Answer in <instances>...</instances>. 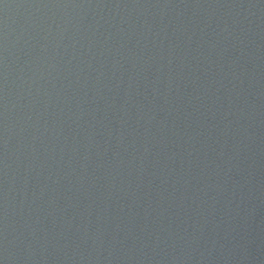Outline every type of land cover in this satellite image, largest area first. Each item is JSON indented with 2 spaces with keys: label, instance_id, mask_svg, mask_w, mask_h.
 Masks as SVG:
<instances>
[{
  "label": "water",
  "instance_id": "1",
  "mask_svg": "<svg viewBox=\"0 0 264 264\" xmlns=\"http://www.w3.org/2000/svg\"><path fill=\"white\" fill-rule=\"evenodd\" d=\"M0 264H264V0H0Z\"/></svg>",
  "mask_w": 264,
  "mask_h": 264
}]
</instances>
